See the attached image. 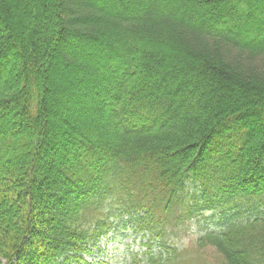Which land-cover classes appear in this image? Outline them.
<instances>
[{
    "label": "trees",
    "instance_id": "1",
    "mask_svg": "<svg viewBox=\"0 0 264 264\" xmlns=\"http://www.w3.org/2000/svg\"><path fill=\"white\" fill-rule=\"evenodd\" d=\"M162 1L0 0V264H88L127 222L149 245L131 264H264L259 23L228 28L242 0ZM72 39H102L104 58L74 55ZM60 64L98 96L77 87L94 115L56 156ZM218 205L225 226L164 244Z\"/></svg>",
    "mask_w": 264,
    "mask_h": 264
},
{
    "label": "rangeland",
    "instance_id": "2",
    "mask_svg": "<svg viewBox=\"0 0 264 264\" xmlns=\"http://www.w3.org/2000/svg\"><path fill=\"white\" fill-rule=\"evenodd\" d=\"M244 5H246L247 13H243L241 16L240 24L235 21L234 25H229L231 31H245V28H253L255 23H259L257 32L258 36L264 37V29L261 28V24L264 23V16L262 14V9H264V0L260 2L256 0H242ZM97 5H101L103 0H94ZM167 1H162V6L166 7ZM169 2V1H168ZM236 3V0H235ZM242 8V6H240ZM244 7V6H243ZM257 9V10H255ZM240 20V19H239ZM224 27L227 26L226 23L223 24ZM242 30H241V29ZM240 29V30H239ZM245 33V32H244ZM252 33L249 31V34ZM68 42V41H67ZM70 51L74 54L88 60V62L96 63L98 56L104 58L105 55L102 54L104 49V41L102 39H90V40H70L68 43ZM153 44V43H152ZM157 48L167 51L168 53L176 54V50L164 47L162 45H156ZM104 60V59H101ZM85 73L82 72L76 66H65L63 64L55 67L53 72V83L57 90V96L55 97V102L53 103V117L60 124V129L58 136L60 137L54 148L50 149V152L56 156H63L64 152L67 150L66 140L68 133H73L80 131L82 125L92 119L93 108L95 107V102L91 99L86 98V95L82 94V91L77 87L86 85L92 95L98 96L97 88L88 86L89 84L85 82ZM83 81V82H82ZM81 84L80 86H77ZM57 108H59L57 110ZM62 108H71L74 112L73 117L69 114H64L61 110ZM72 112V113H73ZM49 152V153H50ZM224 208L220 205L212 210H199L192 214L190 219L186 223V231L178 232V234L172 237L170 240H164V244L172 245L175 244L180 248L189 244V242L202 234L207 230H219L221 227L226 225L228 214L224 213ZM147 242V236L143 235L141 231H137L132 223L127 222L124 227H117L112 230L111 233L103 237L98 244V248H93L91 254V264H131V257L134 254H145L149 248ZM151 250L157 251V242L160 241H150ZM163 242H160V244ZM88 258V256H86Z\"/></svg>",
    "mask_w": 264,
    "mask_h": 264
}]
</instances>
